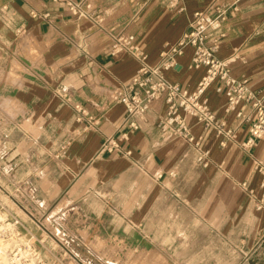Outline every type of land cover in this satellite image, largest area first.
Segmentation results:
<instances>
[{
  "label": "crops",
  "instance_id": "1",
  "mask_svg": "<svg viewBox=\"0 0 264 264\" xmlns=\"http://www.w3.org/2000/svg\"><path fill=\"white\" fill-rule=\"evenodd\" d=\"M182 6L184 11L160 0H0V34L13 50L5 54L23 50L19 60L32 72L24 84L29 91L17 100L46 119L41 141L61 161L48 163L53 169L47 197L56 204L86 197L89 183L110 185L114 205L128 207L135 218L143 214L145 229H162L181 206L180 215L187 210L206 222L211 264H264V177L258 169L264 136L252 148L243 146L251 138L254 109L229 112L226 89L219 91L223 84L217 81L204 98L232 133L225 147L217 130L207 131L195 117L187 123L200 149L172 127L163 130L164 98L134 119L137 131L129 128L120 97L131 93L141 63L113 42L128 35L148 65L157 67L161 54L189 32L197 12L219 24L208 32L207 44L218 41L216 57L229 64L230 76L248 79L264 99V0H184ZM101 32L110 39L102 51L95 46ZM194 56L195 49L186 47L166 79L194 92L207 73L206 67H193ZM206 151L210 156L201 163ZM80 199L76 204L82 207Z\"/></svg>",
  "mask_w": 264,
  "mask_h": 264
},
{
  "label": "rangeland",
  "instance_id": "2",
  "mask_svg": "<svg viewBox=\"0 0 264 264\" xmlns=\"http://www.w3.org/2000/svg\"><path fill=\"white\" fill-rule=\"evenodd\" d=\"M128 38L122 36L113 42L116 50H121ZM109 40L101 32L95 38V46L102 51ZM8 45L0 34V185L8 206L7 212L0 210L4 220L12 215L19 217L41 239L60 250L56 247L58 242L51 240L57 237L77 257L78 261L72 264H128V252L151 251L160 252L168 264H211L206 222L187 210L180 215L181 206L175 214H168L162 229H145L143 214L135 218L128 207L114 205L117 199L112 197L110 185L103 188L89 183L86 197L64 198V205L56 209L61 200L53 204L54 197H47L52 185L48 174L53 169L48 163L61 165V161L58 153L41 141L46 119H38L28 102L24 105L17 100L29 91L24 84L30 81L32 72L19 60L23 50L5 54L7 48L13 51ZM10 102L17 103L14 112ZM33 174L35 180L31 179ZM79 199L82 207L76 204ZM98 239L106 243L107 251L97 247ZM110 246L113 250H109Z\"/></svg>",
  "mask_w": 264,
  "mask_h": 264
},
{
  "label": "built area",
  "instance_id": "3",
  "mask_svg": "<svg viewBox=\"0 0 264 264\" xmlns=\"http://www.w3.org/2000/svg\"><path fill=\"white\" fill-rule=\"evenodd\" d=\"M160 1H168L171 7L180 8V11L185 10V7L182 6L184 0ZM219 28V24L214 22L207 13H195L189 32L176 45L161 54L162 62L157 67L148 65V57L140 49L132 46L131 37L124 44L121 43L123 47L121 50L133 53L141 63V69L131 82V93L123 94L120 97L121 102L128 110L131 130L139 129V125L134 119L146 115L154 101L164 98L167 115L161 125L163 130L172 127L177 135L195 143L196 147L200 149L201 143L189 133L187 123L188 117H195L199 122L205 124L207 131L216 129L220 146L225 147L227 138L232 133L226 130V123L217 120L216 116L210 112L208 101L204 98L206 91L214 83L221 81L223 86L219 88V91L226 89L229 112L237 111L242 106L252 107L256 113V120L250 129L251 138L243 146L252 148L264 136V99L261 97V92L253 91L249 87L248 79L236 80L230 76L229 64L216 57L219 48L218 41H215L211 47L207 44L208 32ZM188 46L195 49L193 67L207 68L205 77L194 92L170 83L165 77L166 71L175 68V58L182 56L184 49ZM239 117H242V113L239 114ZM108 146H111L112 149L116 147L113 141H110ZM209 156L210 152L206 151L200 158V162L205 163ZM258 169L264 177V161L258 163ZM262 187L264 188V179ZM3 193V187L0 185V210L7 212L8 206L3 199ZM0 229L10 264H72V261H78L67 245L57 237H51V240L54 243L58 242L56 247L59 246L60 250L55 249L50 241L41 239L42 236L32 231L19 217L12 215V218L0 222Z\"/></svg>",
  "mask_w": 264,
  "mask_h": 264
},
{
  "label": "bare ground",
  "instance_id": "4",
  "mask_svg": "<svg viewBox=\"0 0 264 264\" xmlns=\"http://www.w3.org/2000/svg\"><path fill=\"white\" fill-rule=\"evenodd\" d=\"M30 40H32V39L30 38ZM24 42H27V41H24ZM10 103H11L10 105H11V108H12V111L11 112H14L16 110L15 108L17 107V103L16 102H10ZM64 203H65V201L62 200L61 203L57 206L56 209H58L59 207H61L62 205H64ZM0 217H1L0 222L4 221V216L1 213H0ZM47 224H48V228H50L51 230H53L55 232V230L52 228V225L50 223H47ZM96 243L98 245L97 246L98 248H100V249L102 248L105 251L108 250L106 248L107 247L106 246V243L105 242H102L101 239H98ZM0 246H1L0 247V264H10L8 255H7L6 250H5V245H4L3 241H2L1 229H0ZM109 250H113L111 246H110V249ZM127 259L129 260L128 261V264H168L167 261H166L167 259L166 260L163 259L162 256H161V254H160V252H157V251L141 252L139 254L128 252ZM116 261L119 262V260H116Z\"/></svg>",
  "mask_w": 264,
  "mask_h": 264
}]
</instances>
